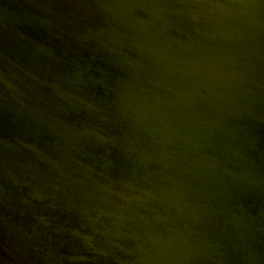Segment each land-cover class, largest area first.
<instances>
[{"label": "water", "instance_id": "water-1", "mask_svg": "<svg viewBox=\"0 0 264 264\" xmlns=\"http://www.w3.org/2000/svg\"><path fill=\"white\" fill-rule=\"evenodd\" d=\"M0 264H264V0H0Z\"/></svg>", "mask_w": 264, "mask_h": 264}]
</instances>
